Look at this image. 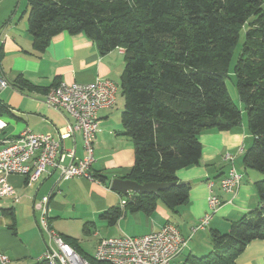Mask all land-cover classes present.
Segmentation results:
<instances>
[{"label":"trees","instance_id":"16d2710c","mask_svg":"<svg viewBox=\"0 0 264 264\" xmlns=\"http://www.w3.org/2000/svg\"><path fill=\"white\" fill-rule=\"evenodd\" d=\"M27 3L28 32L37 51H43L50 39L62 31L83 32L101 54L123 49L120 120L134 146V162L126 178L138 183H172L157 195H126L125 208L146 214L154 211L158 200L174 210L187 202L190 183L178 184L176 171L198 162L202 131L228 130L240 123L241 110L230 98L225 78L232 48L244 29L233 72L246 112V126L253 137L243 154V165L261 175L253 183L259 206L231 222L226 232L211 229V250L201 256L189 254L186 261L233 264L249 241L264 240L263 0ZM1 110L4 108L0 102ZM92 175L101 178L96 173ZM120 212L114 206L100 216L114 223ZM63 237L81 254L90 256L81 251L75 238Z\"/></svg>","mask_w":264,"mask_h":264},{"label":"crops","instance_id":"0c3cea01","mask_svg":"<svg viewBox=\"0 0 264 264\" xmlns=\"http://www.w3.org/2000/svg\"><path fill=\"white\" fill-rule=\"evenodd\" d=\"M27 11V0H0V75L9 82L8 86L0 89V102L4 108L0 118L6 123L0 130V140L13 137L25 128L57 137L69 117L66 112L47 105L44 96L48 87L60 81L87 83L95 79H108L117 85L115 101L118 93L121 96L116 107L114 102L112 106L101 107L97 111L98 130L93 145L91 172L101 178L86 180L73 177L58 181V173L54 170L50 174L40 175L34 181L21 175H10L9 181L18 200L23 198L29 201L27 209L33 213L37 211L36 203L43 195L50 193L48 215L52 227L63 236L75 238L78 247L86 254L89 253L81 247L78 238L56 229L59 219L54 218L61 212L71 208L70 213L74 218L85 219L82 230L85 234H94V247L101 238L120 234L139 236L171 222L188 238L186 248L171 264H187L189 254L201 256L211 250V229L227 231L231 222L259 206L253 183L261 175L243 165V154L253 138L243 118L231 129H208L199 134L201 154L198 162L176 171L178 181L190 183L185 204L174 210L158 200L154 211L146 214L122 206L120 201L126 200L127 196L118 192L111 193L115 194L116 202L110 201V180L115 177L126 178L134 162L133 142L124 134L120 120L124 100L120 86L123 49L115 48L101 54L96 43L83 32L62 31L50 39L43 51H37L33 48L32 37L28 32ZM18 78L24 81L18 82ZM117 107L118 113L115 112ZM63 146L66 149L74 148L75 157L84 155L79 133L75 134L74 140L72 137L65 138ZM225 154H231L233 160L224 159ZM232 167L242 175L240 184L234 192L222 191L219 181ZM211 194L220 198V206L206 227L193 231L208 211L207 198ZM17 201L7 198L2 202L4 210L0 212V248L3 250L7 249V239L17 233L14 206ZM114 206L119 207L121 212L117 220L110 223L100 214ZM97 213L112 229L111 232L107 231L103 235L97 232ZM85 223L88 224L84 230ZM233 264H264V240L249 241L237 254Z\"/></svg>","mask_w":264,"mask_h":264},{"label":"built area","instance_id":"2783aa9c","mask_svg":"<svg viewBox=\"0 0 264 264\" xmlns=\"http://www.w3.org/2000/svg\"><path fill=\"white\" fill-rule=\"evenodd\" d=\"M8 81L0 75V89L8 86ZM117 85L108 79H95L87 83L60 81L45 93V102L56 110L67 113L68 120L63 131L54 137L51 133H36L28 128L13 137L0 140V212L2 202L11 198L17 201L9 176H24L29 181L42 174L57 171V180L73 177L94 180L91 172L93 145L98 130L97 111L101 107L112 106L115 102ZM6 123L0 118V130ZM79 133L82 138L84 155L75 157L74 148L66 149L63 140ZM224 159L232 161L231 154ZM241 174L233 167L222 177L219 185L222 191L234 192L241 181ZM50 193L43 195L36 203L39 210L38 225L47 236L46 248L33 264H171L187 246L177 226L166 222L157 230L133 236L120 234L101 238L88 257L81 254L67 242L51 225L48 215ZM126 200H121L122 206ZM208 211L193 228H204L220 206L217 195L207 198ZM0 264H10L8 256L0 250Z\"/></svg>","mask_w":264,"mask_h":264},{"label":"rangeland","instance_id":"374dc122","mask_svg":"<svg viewBox=\"0 0 264 264\" xmlns=\"http://www.w3.org/2000/svg\"><path fill=\"white\" fill-rule=\"evenodd\" d=\"M244 32V29L240 31L238 41L232 48L230 63L227 72L228 75L225 78V84L230 98L232 99L234 104L241 110V118L245 120L246 112L238 96L235 74L233 72V66L238 58L239 51L243 44ZM117 95L118 96L115 101V107L116 104H118L119 99L121 98L119 93ZM120 107L121 105H119V109ZM119 109L117 107V109H115V112L118 113ZM108 192L109 199H111L110 201H115L116 196H113L115 194H111L113 193V191L109 190ZM18 201L14 203L17 216V233L13 234L10 239H7V249L3 250L0 248V250L8 256V258L10 259V264H32L34 260L42 252H44L46 248L47 236L43 231H41L42 229L38 225V219L40 215L39 210L33 213L31 209H27V205H29L28 200L24 201V199L22 198ZM71 211V208L67 209L64 212H61L60 215H57L58 217L54 218V220L59 219V223L56 225V229L63 232L64 234L78 238L81 247L89 254H92L94 251L93 245L96 237L93 233L89 235L83 232L82 225L83 220L85 219L81 220L74 218L70 213ZM95 220L97 222L96 230L97 232H99V234L103 235L106 234L107 231L111 232L112 229L107 226L105 220H101L99 218L98 213L96 214ZM94 230L95 229H93V231ZM206 231H208V229H206ZM175 264L178 263L176 262Z\"/></svg>","mask_w":264,"mask_h":264},{"label":"water","instance_id":"95a60500","mask_svg":"<svg viewBox=\"0 0 264 264\" xmlns=\"http://www.w3.org/2000/svg\"><path fill=\"white\" fill-rule=\"evenodd\" d=\"M184 183L183 181H178V184ZM172 183L166 182H145L138 183L134 180L115 177L110 180L109 189L118 192L122 195H129L132 193L143 194V193H153L158 194L160 190L169 186Z\"/></svg>","mask_w":264,"mask_h":264}]
</instances>
